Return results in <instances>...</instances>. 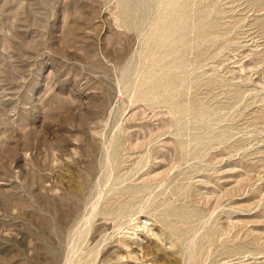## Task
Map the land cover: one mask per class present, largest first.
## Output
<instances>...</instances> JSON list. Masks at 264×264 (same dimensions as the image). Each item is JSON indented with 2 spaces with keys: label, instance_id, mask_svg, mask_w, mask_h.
<instances>
[{
  "label": "rangeland",
  "instance_id": "obj_1",
  "mask_svg": "<svg viewBox=\"0 0 264 264\" xmlns=\"http://www.w3.org/2000/svg\"><path fill=\"white\" fill-rule=\"evenodd\" d=\"M0 264H264V0H0Z\"/></svg>",
  "mask_w": 264,
  "mask_h": 264
}]
</instances>
